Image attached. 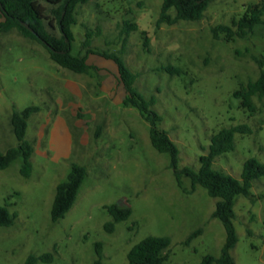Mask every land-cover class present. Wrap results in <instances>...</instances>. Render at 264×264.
<instances>
[{"label": "rangeland", "instance_id": "1", "mask_svg": "<svg viewBox=\"0 0 264 264\" xmlns=\"http://www.w3.org/2000/svg\"><path fill=\"white\" fill-rule=\"evenodd\" d=\"M262 1L213 0L202 20L173 26L158 25L164 0L82 5L73 28V53L87 54L84 42L92 30V50L98 54L87 61L98 70L90 75L62 69L41 44L17 31L0 37L1 152L18 144L11 116L14 105L23 110L21 88L32 97L22 104L42 107L30 119L27 133L35 148L31 177L21 174L20 160L0 171V205L17 214L12 227H0V264H24L31 255L48 253L53 261L38 264H94L98 243L104 264H129L131 249L149 236L171 238L167 264H201L206 256H221L227 233L212 217L217 199L203 187L192 190L189 178L178 186L170 155L154 148L150 124L140 112L123 105L126 92L118 65L102 53L121 56L138 77L136 88L147 99L156 98L154 109L163 119L158 127L178 146L181 169H200L212 135L248 125L252 133L237 134L235 149L215 160L216 169L241 178L246 160L264 163V98L255 97V111L250 112L234 96L260 76L254 58L264 61V27L234 42L216 39L213 29L231 26ZM126 21L137 23L139 30L127 33ZM13 42L29 47L31 59L46 57L49 87L38 89L33 76L26 82L19 58L1 63ZM167 67L181 74H170ZM71 162L84 166L87 177L73 208L54 223L56 189L67 179ZM253 194L252 199L239 196L235 206L238 243L231 255L236 264H264V177L255 181ZM114 204L133 213L110 232L106 224L113 219L106 207ZM200 228L203 234L187 245Z\"/></svg>", "mask_w": 264, "mask_h": 264}, {"label": "trees", "instance_id": "2", "mask_svg": "<svg viewBox=\"0 0 264 264\" xmlns=\"http://www.w3.org/2000/svg\"><path fill=\"white\" fill-rule=\"evenodd\" d=\"M101 0H0V37L3 34L17 31L22 37L36 41L49 53V58L62 69L76 74L90 75L96 67L88 64L90 54H98L92 50L95 33L89 30L86 33L84 46L87 48L85 56L73 53L75 33L73 28L78 25V8L91 2ZM213 0H164L158 25L173 26L182 21L197 22L204 15ZM25 24L28 27L25 26ZM127 33L139 30L137 23L126 21ZM259 27H264V0L261 4L249 6L246 13L232 25H218L213 29L216 39L234 42L237 39L246 40ZM58 31L59 35L56 34ZM143 34H146L145 32ZM106 58L113 59L118 65V79L125 88L123 105L137 109L142 118L150 124V138L154 148L171 157L170 167L174 171L179 187L183 185V178H189L192 190L203 187L211 198L217 199L212 217L220 220L226 230V243L220 257L206 256L201 264H236L231 251L238 243L234 221L237 218L235 206L237 198L244 196L254 198L253 188L255 181L264 177V163L256 158L245 161L241 178H235L215 168V160L223 157L235 149L237 134L252 133L248 125L231 126L224 128L211 136L208 153L200 157L201 167L195 170L189 166L180 168V151L171 140L169 133L158 127L162 116L154 109L156 98L147 99L137 88V75L132 72L124 59L115 53H102ZM260 67V76L255 81H249L234 94L241 100V107L250 112L255 111L253 99L264 98V61L254 58ZM98 70V69H97ZM170 74H181L173 68H165ZM41 108L31 105L23 110L13 106L11 123L17 139V146L0 151V171L8 169L14 162L21 161V174L30 178L33 171L34 144L27 139L29 119L39 113ZM67 179L58 184L52 207L51 219L54 223L63 219L75 205L79 192L86 180L87 169L71 162ZM264 198V195L261 196ZM112 221L106 224L112 232L117 223L128 220L132 216V209L116 204L106 207ZM17 219L16 213H11L5 206L0 205V227H12ZM203 234V229L196 230L188 239L191 240ZM172 240L168 236H149L135 245L128 254L129 264H167ZM98 259L94 264H104L103 246L97 244ZM54 259L48 253L42 256L31 255L24 264L50 263Z\"/></svg>", "mask_w": 264, "mask_h": 264}, {"label": "crops", "instance_id": "3", "mask_svg": "<svg viewBox=\"0 0 264 264\" xmlns=\"http://www.w3.org/2000/svg\"><path fill=\"white\" fill-rule=\"evenodd\" d=\"M17 58H19L21 60V65L25 68V74H23L24 76V80L27 82L28 77L33 76L35 78V81H37V87L38 89H43L45 87H49L50 85V81L48 79L45 78V74H49L52 75L50 72V68H45V60L46 57H44L42 54H39V56L36 58L31 59L30 58V52H29V47L27 48L26 46H23L22 43L19 42H13V45L9 46V48L7 50H5L3 56H2V60L1 63L3 65H7L9 62L11 61H15ZM42 59L44 60V62H42ZM6 61V63H4L3 61ZM47 61V60H46ZM21 91L24 93L23 95H21L20 97V101H19V107H21L22 109L29 107V104H22L24 102L27 103L26 100L32 98L30 97L29 93L26 92V88L24 86V88H21ZM36 106H39L41 108V111L39 113L42 112V107L40 106V104L36 103ZM36 113V114H39ZM34 114V115H36ZM32 115L31 118L34 116ZM30 118V119H31ZM30 119H29V123H30ZM29 129V127H28ZM28 133V132H27Z\"/></svg>", "mask_w": 264, "mask_h": 264}, {"label": "water", "instance_id": "4", "mask_svg": "<svg viewBox=\"0 0 264 264\" xmlns=\"http://www.w3.org/2000/svg\"><path fill=\"white\" fill-rule=\"evenodd\" d=\"M25 26L29 28V26H27L26 24H25Z\"/></svg>", "mask_w": 264, "mask_h": 264}]
</instances>
